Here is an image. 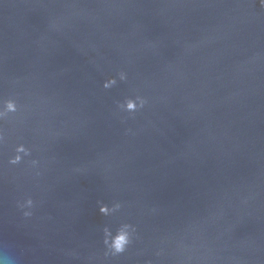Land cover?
Returning a JSON list of instances; mask_svg holds the SVG:
<instances>
[{
	"label": "water",
	"instance_id": "water-1",
	"mask_svg": "<svg viewBox=\"0 0 264 264\" xmlns=\"http://www.w3.org/2000/svg\"><path fill=\"white\" fill-rule=\"evenodd\" d=\"M8 98L0 264H264L261 0H0ZM123 222L137 237L105 256Z\"/></svg>",
	"mask_w": 264,
	"mask_h": 264
},
{
	"label": "clouds",
	"instance_id": "clouds-1",
	"mask_svg": "<svg viewBox=\"0 0 264 264\" xmlns=\"http://www.w3.org/2000/svg\"><path fill=\"white\" fill-rule=\"evenodd\" d=\"M264 3V0H261ZM120 81H127L128 74L125 71L118 73ZM117 78L113 77L106 80L103 84L105 89H111L117 85ZM148 103L147 99L143 96L136 95L135 97H128L123 102H120L118 107L120 111L135 114L145 107ZM21 105L18 104L15 98L0 99V122L9 119L12 115L21 111ZM6 143V135L3 128H0V146ZM32 156V149L27 147L24 143H19L14 147V154L9 158L8 163L11 166L21 165L25 162L26 157ZM27 163L35 169L39 165L36 159H30ZM38 174V173H37ZM36 202L31 196L18 201L17 207L21 210L25 218L33 215V209ZM123 205L120 202H114L111 205L105 203L99 208L100 213L105 217L114 216L122 209ZM137 237V228L135 225L123 222L113 230L112 227L105 225L103 227V244L105 246V256L116 257L126 253L129 247L133 244L134 239Z\"/></svg>",
	"mask_w": 264,
	"mask_h": 264
}]
</instances>
